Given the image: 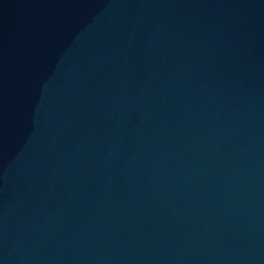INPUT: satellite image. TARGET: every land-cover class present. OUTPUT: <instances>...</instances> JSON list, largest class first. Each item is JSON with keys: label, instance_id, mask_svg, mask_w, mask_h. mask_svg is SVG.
<instances>
[{"label": "water", "instance_id": "water-1", "mask_svg": "<svg viewBox=\"0 0 264 264\" xmlns=\"http://www.w3.org/2000/svg\"><path fill=\"white\" fill-rule=\"evenodd\" d=\"M0 264H264V0H97L0 47Z\"/></svg>", "mask_w": 264, "mask_h": 264}]
</instances>
